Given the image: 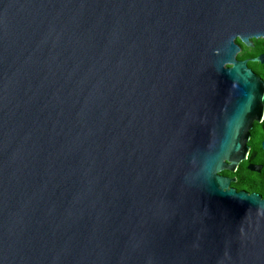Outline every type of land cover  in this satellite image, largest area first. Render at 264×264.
Here are the masks:
<instances>
[{"label": "water", "instance_id": "obj_1", "mask_svg": "<svg viewBox=\"0 0 264 264\" xmlns=\"http://www.w3.org/2000/svg\"><path fill=\"white\" fill-rule=\"evenodd\" d=\"M255 38L264 0H0V264H264V198L219 175Z\"/></svg>", "mask_w": 264, "mask_h": 264}, {"label": "flooded vegetation", "instance_id": "obj_2", "mask_svg": "<svg viewBox=\"0 0 264 264\" xmlns=\"http://www.w3.org/2000/svg\"><path fill=\"white\" fill-rule=\"evenodd\" d=\"M264 38L252 39L251 46H245L239 39V51L236 54L238 61L247 60L246 65L264 82V62H251L250 59L259 55H264V50L261 48L256 55H251L253 51H258L260 45H264ZM258 65V66H257ZM250 135L247 141L248 150L234 169L229 167L230 162L225 161V167L219 171V175L229 180L228 189H233L235 192H244L247 194H256L264 198V90L262 96V112L260 119L254 121ZM256 167L258 170L251 169Z\"/></svg>", "mask_w": 264, "mask_h": 264}, {"label": "trees", "instance_id": "obj_3", "mask_svg": "<svg viewBox=\"0 0 264 264\" xmlns=\"http://www.w3.org/2000/svg\"><path fill=\"white\" fill-rule=\"evenodd\" d=\"M237 42L241 44L239 40H237ZM260 47L264 50V45H260L259 48ZM261 48L258 51H253L251 55H256L259 51H261Z\"/></svg>", "mask_w": 264, "mask_h": 264}, {"label": "rangeland", "instance_id": "obj_4", "mask_svg": "<svg viewBox=\"0 0 264 264\" xmlns=\"http://www.w3.org/2000/svg\"><path fill=\"white\" fill-rule=\"evenodd\" d=\"M263 41H264V39H263ZM258 66V65H257Z\"/></svg>", "mask_w": 264, "mask_h": 264}]
</instances>
